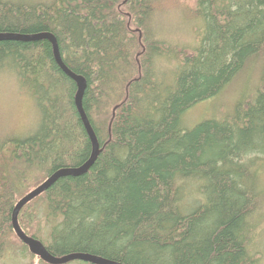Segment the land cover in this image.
<instances>
[{"label":"trees","instance_id":"obj_1","mask_svg":"<svg viewBox=\"0 0 264 264\" xmlns=\"http://www.w3.org/2000/svg\"><path fill=\"white\" fill-rule=\"evenodd\" d=\"M161 1L0 0V33L52 34L65 66L86 80L82 105L100 148L85 174L59 179L18 224L55 257L264 264V0H172L157 11ZM174 8L196 23L193 47L150 28ZM166 59L171 72L156 71ZM247 65L263 87L221 118L182 128L188 109ZM0 71L16 74L39 111L33 133L0 141V264L18 251L45 264L16 238L12 209L55 171L85 163L91 144L76 85L48 41L0 42Z\"/></svg>","mask_w":264,"mask_h":264},{"label":"rangeland","instance_id":"obj_2","mask_svg":"<svg viewBox=\"0 0 264 264\" xmlns=\"http://www.w3.org/2000/svg\"><path fill=\"white\" fill-rule=\"evenodd\" d=\"M39 1L46 2L48 0ZM163 3L157 5V11L160 8L173 7L174 5L172 0H165ZM171 10L166 13L161 11L160 14L153 17L150 23L153 34L164 40L166 39L167 42L173 45L193 47L196 43L194 37L197 29L196 23L189 24L187 16L185 17L183 12L181 13L176 8ZM170 62H167V59L161 61V63L154 62V69L161 71V73L171 72L173 62ZM258 70V67L254 69L247 65L217 95L188 109L181 117L182 128L190 130L204 120L221 118L224 114L231 112L235 103L249 93L252 94L256 86L263 87L259 85L261 81L259 80L260 70ZM38 123L39 111L35 100L20 86V82L13 71H0V141L8 138H25L35 131ZM259 182L264 191V169L260 174ZM260 212L264 215V206L260 207ZM262 230L259 243L264 246V218ZM9 254L14 255L13 253ZM19 254L21 253L18 251V254L12 256L6 263H37L36 260H31L29 257H23Z\"/></svg>","mask_w":264,"mask_h":264},{"label":"water","instance_id":"obj_3","mask_svg":"<svg viewBox=\"0 0 264 264\" xmlns=\"http://www.w3.org/2000/svg\"><path fill=\"white\" fill-rule=\"evenodd\" d=\"M46 40L52 47L53 57L55 63L60 70L71 79L76 85V93L74 96V105L79 115L80 121L84 127L87 137L91 144V154L88 160L81 166L76 168H63L51 174L43 183L31 190L23 196L13 207L11 212V228L16 238L27 247L29 253L39 258L45 264H68L74 261H80L88 264H120L112 262L101 257L93 256L85 253H71L61 257L51 255L45 246L37 239L26 235L18 224V216L21 210L30 202L38 198L48 189H50L59 179L65 177H79L85 174L88 169L93 165L97 156L99 155L100 148L95 133L83 109L82 100L87 87L86 80L79 75L70 71L63 63L56 38L50 33H40L35 35H20L12 33H0V42L2 41H16V42H38Z\"/></svg>","mask_w":264,"mask_h":264},{"label":"bare ground","instance_id":"obj_4","mask_svg":"<svg viewBox=\"0 0 264 264\" xmlns=\"http://www.w3.org/2000/svg\"><path fill=\"white\" fill-rule=\"evenodd\" d=\"M30 43V42H29ZM250 94V93H249ZM76 108V107H75Z\"/></svg>","mask_w":264,"mask_h":264}]
</instances>
